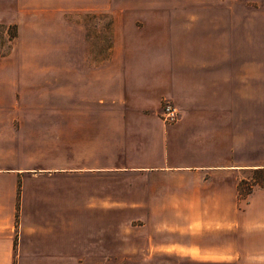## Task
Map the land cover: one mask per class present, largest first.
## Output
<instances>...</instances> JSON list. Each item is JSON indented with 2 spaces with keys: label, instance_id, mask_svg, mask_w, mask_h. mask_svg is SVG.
Here are the masks:
<instances>
[{
  "label": "crops",
  "instance_id": "0c3cea01",
  "mask_svg": "<svg viewBox=\"0 0 264 264\" xmlns=\"http://www.w3.org/2000/svg\"><path fill=\"white\" fill-rule=\"evenodd\" d=\"M14 1L29 18L38 19L35 25L50 19L58 29L51 33L56 45L51 53L59 58L65 51L66 65L52 67L51 91L56 101L65 97L66 112L52 115L49 176L37 167L0 168V264H107L106 225L76 227V218L86 213H76L75 174L102 176L89 180L97 188L83 206L101 220L107 211L105 177L119 172L143 176V185L158 188L156 199L168 202V209L179 203L173 216L200 219L198 226L168 233V241L145 243L151 255L179 264H264V186L254 185L236 198L234 174L235 169H264V110L252 112L244 101L241 115L228 114V121L241 123V142L233 134L235 124L229 125L231 148L226 149L233 153L241 143L237 162L204 163L198 160L202 149L195 145V123L209 115L189 105H197L194 92L200 86L216 88L218 70L182 54L181 35L170 19L144 12L136 18L115 14L108 47L106 25L100 23L110 9L108 0ZM63 24L65 34L58 27ZM234 74L228 65L229 85ZM240 79L247 82L245 74ZM163 99L179 109L173 125L159 118ZM108 105L115 112L109 113ZM59 148H65L66 158L55 156ZM108 152L117 154L116 164L108 165ZM75 153L91 156L75 165ZM29 186L36 187L34 192ZM134 195L132 206L152 199L148 190Z\"/></svg>",
  "mask_w": 264,
  "mask_h": 264
},
{
  "label": "rangeland",
  "instance_id": "374dc122",
  "mask_svg": "<svg viewBox=\"0 0 264 264\" xmlns=\"http://www.w3.org/2000/svg\"><path fill=\"white\" fill-rule=\"evenodd\" d=\"M108 1L110 9L104 17L101 15L100 22L101 27L106 25L108 47L111 44L115 14L136 18L138 13L144 12L151 18H167L172 21L174 31L181 35L182 54L188 60L196 56L202 60L201 64L209 62L217 66L216 88L200 86L194 92V98L199 99L196 100L197 105H189L195 112L209 115L207 120L195 123L198 128L195 130L194 141L202 149L198 160L204 163L237 162L241 158V153L237 152L241 150V143L233 153H227L226 149L231 148L228 146V139L232 135L229 125L235 124L233 134L241 142V123L228 121V114L241 115L244 101L252 112L264 110V0ZM229 4L234 5V8H229L230 12ZM27 15L24 10L22 12L18 9L14 0H0V168L37 167L43 171L44 176H49V169L54 166L52 115L66 112L65 97H56L57 101L53 99L56 95L51 91V69L58 64L65 66L66 56L65 51L62 57L52 56L51 49L55 43L51 40V33L58 31L52 21L41 20L37 26L35 24L38 19ZM94 23L93 17H90L88 24L92 26ZM58 27L59 30L63 28L62 33H66L64 24ZM60 48L65 50L66 43L61 42ZM228 65L235 71L231 85L226 80ZM243 74L247 78L246 83L239 80V75ZM113 109L108 105L109 113L115 112ZM60 135L65 136V129L60 131ZM110 136L113 133H108V138ZM113 145L115 143L112 142ZM59 149L55 156L66 158L65 148L62 149L64 152ZM109 149L112 150L111 147ZM74 156L75 165H81L85 161L84 156L90 158L91 155L75 153ZM116 156V153H107L108 165L117 163ZM234 174L236 183L242 179L239 185L242 193L246 190V184L257 177L251 169H235ZM99 177L102 176L75 174L76 182L79 183L75 186L76 213H86L84 217L76 218V227L87 229L98 226L99 222L101 226L106 225L107 264H179L178 260H165L159 254H153V251L151 255V250L145 249V243L161 244L168 241V233L198 226L200 219L173 216L178 211L176 208L174 210V204L179 203H171L168 209V202L156 199L159 197L158 188L143 185L146 181L143 176L119 172L107 173L105 177L107 211L105 217L99 220L90 212L83 211L88 194L97 188L90 187L89 180ZM152 179L155 183L159 180L157 177ZM135 182L137 184L132 186ZM27 188L34 192L36 187ZM147 190L152 199L132 206V194L135 193L136 197L137 194H146ZM235 193L236 198L240 197L236 189ZM218 240L222 241L220 236ZM217 264L227 263L219 260Z\"/></svg>",
  "mask_w": 264,
  "mask_h": 264
},
{
  "label": "built area",
  "instance_id": "2783aa9c",
  "mask_svg": "<svg viewBox=\"0 0 264 264\" xmlns=\"http://www.w3.org/2000/svg\"><path fill=\"white\" fill-rule=\"evenodd\" d=\"M179 109L171 101L163 99L160 103L159 118L163 124L168 125L178 119Z\"/></svg>",
  "mask_w": 264,
  "mask_h": 264
},
{
  "label": "trees",
  "instance_id": "16d2710c",
  "mask_svg": "<svg viewBox=\"0 0 264 264\" xmlns=\"http://www.w3.org/2000/svg\"><path fill=\"white\" fill-rule=\"evenodd\" d=\"M251 170L257 174V177L253 178L252 182L246 184L245 192L242 193L239 191V185L242 179H240V181L236 183V192L240 197H245L251 191L252 186L254 185L264 186V169H251Z\"/></svg>",
  "mask_w": 264,
  "mask_h": 264
}]
</instances>
